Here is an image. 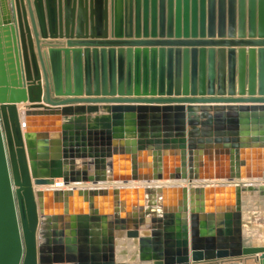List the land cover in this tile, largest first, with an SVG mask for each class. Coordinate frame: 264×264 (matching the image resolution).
Here are the masks:
<instances>
[{"label": "water", "instance_id": "water-1", "mask_svg": "<svg viewBox=\"0 0 264 264\" xmlns=\"http://www.w3.org/2000/svg\"><path fill=\"white\" fill-rule=\"evenodd\" d=\"M244 177L264 0H0V264H127L116 234L149 264H264L237 184L55 187Z\"/></svg>", "mask_w": 264, "mask_h": 264}, {"label": "bare ground", "instance_id": "bare-ground-1", "mask_svg": "<svg viewBox=\"0 0 264 264\" xmlns=\"http://www.w3.org/2000/svg\"><path fill=\"white\" fill-rule=\"evenodd\" d=\"M22 107V103L18 104ZM262 178H238V179H196L191 182L181 179H163V180H135V181H99L92 182H72L68 185L62 183V179H56L55 187L69 188V187H104L112 188L119 186H140L156 188L159 186H217L220 184L239 185L241 191V210H242V237L245 245H262L264 244V207L258 210L259 203L264 205V198L259 195L260 185H263ZM259 201V202H258ZM263 204V205H262ZM245 205L250 206L253 210L251 213V221L254 226L248 227L245 223V218L248 214L244 212ZM250 215V214H249ZM263 222V224H262ZM252 243V244H250ZM137 240L135 238H128L124 234H116L115 237V257L118 262H125L127 264H149L147 261H139L137 257ZM141 262V263H139ZM226 264V263H225ZM229 264V263H227ZM233 264V263H230ZM239 264V263H235ZM242 264V263H240ZM247 264H253L248 261Z\"/></svg>", "mask_w": 264, "mask_h": 264}, {"label": "rangeland", "instance_id": "rangeland-1", "mask_svg": "<svg viewBox=\"0 0 264 264\" xmlns=\"http://www.w3.org/2000/svg\"><path fill=\"white\" fill-rule=\"evenodd\" d=\"M259 202V201H258ZM263 205V204H262ZM262 207H264V205L263 206H261V204L259 203V205L257 206V209L258 210H262ZM252 209L250 208V206H248V205H245V207H244V212L245 213H247L248 214V217L247 218H245V223L247 224V226L248 227H250V226H254V223L251 221V213H252ZM250 214V215H249ZM262 224H263V222H262ZM250 229H251V227H250ZM125 236V235H124ZM250 244H252V243H250Z\"/></svg>", "mask_w": 264, "mask_h": 264}, {"label": "crops", "instance_id": "crops-1", "mask_svg": "<svg viewBox=\"0 0 264 264\" xmlns=\"http://www.w3.org/2000/svg\"><path fill=\"white\" fill-rule=\"evenodd\" d=\"M17 105H18V103H17ZM22 130H24V128L22 129ZM139 263H141V262H139ZM147 264V263H146ZM227 264V263H226ZM230 264V263H229Z\"/></svg>", "mask_w": 264, "mask_h": 264}]
</instances>
